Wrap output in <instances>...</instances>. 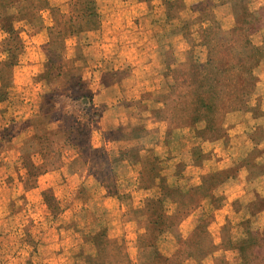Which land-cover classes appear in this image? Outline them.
Segmentation results:
<instances>
[{"label": "crops", "instance_id": "obj_1", "mask_svg": "<svg viewBox=\"0 0 264 264\" xmlns=\"http://www.w3.org/2000/svg\"><path fill=\"white\" fill-rule=\"evenodd\" d=\"M155 1L136 0L147 6ZM101 3L0 0V93L17 94L39 78L64 76L61 70L82 77L65 61L85 58L86 43L97 45L106 24H119L117 15L111 13L116 11L110 10L106 16ZM162 3L175 24H189L190 29L198 26L199 13L214 14L217 6L258 14L259 22L264 19V6L251 8L246 0ZM123 11L134 13L132 7ZM150 11L139 24H147ZM186 13L190 14L188 22L183 18ZM246 21H234L233 28L239 31L241 24L243 30L250 29L253 40L264 33V20L257 24L253 18L250 26ZM125 24H133L132 19ZM91 34L94 39L88 37ZM253 40L247 46L241 43L237 54L241 63L236 66L230 63L229 49L222 48L225 52L211 49V63L202 71L187 70L194 101L180 104L177 117L171 116L164 101L146 127L141 117L134 118L129 101L115 107L138 124L132 128L119 125L116 135L107 140L112 148L95 153L100 159L96 166L101 169L100 179L106 181L102 187L115 189L118 203L134 204L135 195H142L131 213L139 226L136 244L149 258L160 250L159 245L169 243L175 255L184 253L187 262L205 264L213 258L214 264L264 262V37L259 43ZM221 43L228 47L237 43L230 41V28ZM96 57L85 65L101 76L108 73L113 78L131 71L128 64L121 63L126 58L107 70L104 60ZM7 75L9 81L4 79ZM121 81L115 84L118 89ZM107 160L109 164H105ZM150 221L152 228H148ZM157 221L161 223L157 225ZM187 221L191 227L183 231Z\"/></svg>", "mask_w": 264, "mask_h": 264}, {"label": "rangeland", "instance_id": "obj_2", "mask_svg": "<svg viewBox=\"0 0 264 264\" xmlns=\"http://www.w3.org/2000/svg\"><path fill=\"white\" fill-rule=\"evenodd\" d=\"M246 1L251 8L264 6V0ZM130 2L102 0L103 13L116 11L111 13L119 24H106L97 45L86 43L85 58L65 61L82 77L61 70L64 76L39 78L17 94L0 93V264H173L174 256V264H198L185 261L184 253L175 255L169 243L159 245L151 258L137 246L139 226L131 211L142 195H135L134 204L118 203L116 190L102 187L106 181L100 179L95 153L112 148L107 140L119 125L138 124L128 121L124 110L115 109L119 103L129 101L134 118L141 117L146 127L164 101L171 116H179L180 104L194 101V85L185 75L191 77L210 64L211 49H229L231 65L241 63L237 54L241 43L247 46L253 40L252 31L241 24L237 31L233 22L247 20L250 26L253 18L257 24L264 19L259 22L258 14L217 6L214 14L199 13L198 26L190 29L189 24L172 21L162 0L151 6ZM131 7L134 13L121 12ZM148 10L152 16L148 14L147 24H139ZM189 15L183 14L186 22ZM131 19L133 24H125ZM229 28L230 41L237 43L228 47L221 42ZM93 35L88 37L94 39ZM262 37L264 33L253 41L259 43ZM93 56L104 60L107 70L126 58L121 63L131 71L101 76L85 65ZM4 79L10 80L8 75ZM119 80L120 89L115 87ZM189 227L191 221L182 230Z\"/></svg>", "mask_w": 264, "mask_h": 264}, {"label": "trees", "instance_id": "obj_3", "mask_svg": "<svg viewBox=\"0 0 264 264\" xmlns=\"http://www.w3.org/2000/svg\"><path fill=\"white\" fill-rule=\"evenodd\" d=\"M47 78H48V77H47ZM157 222H158V221H157ZM159 223H161V221H159V222L157 223V225H159ZM162 224H163V223H162ZM160 257H161V256L158 257L157 261L159 260ZM168 260L172 261L171 259H168ZM174 262H175V260H173L172 263L174 264Z\"/></svg>", "mask_w": 264, "mask_h": 264}]
</instances>
